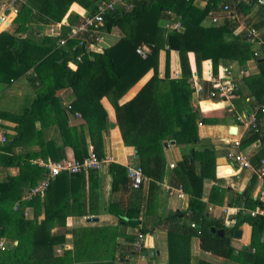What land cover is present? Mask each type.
<instances>
[{
	"label": "trees",
	"instance_id": "obj_1",
	"mask_svg": "<svg viewBox=\"0 0 264 264\" xmlns=\"http://www.w3.org/2000/svg\"><path fill=\"white\" fill-rule=\"evenodd\" d=\"M102 1L107 0H27L12 21L14 30L0 33V80L9 82L32 68L39 76L33 82L36 92H46V104L57 106L59 122L65 124V108L60 106L56 93L68 87L75 99L67 110L81 114L93 139L101 136L105 127L107 115L101 100L103 97L108 98L115 106L123 143L135 150L144 174L154 182L161 180L164 175V144L175 142L179 146L190 145L188 156L174 165L171 175L176 187L181 186L189 197L188 218L190 223L199 228L188 227V234L183 226L175 224L167 230L168 235L171 238L177 235L187 239L196 235L199 238V247L204 252L243 264H264V218L238 215L237 223L229 229L220 221L209 219L206 216L207 206L201 201L204 181H217L216 151L211 146L200 145L198 124H209L212 120L190 103L193 90L189 84L192 74L188 54H194L197 67L203 61H210L214 76L218 75L221 61L237 62L239 66L246 64L252 56L246 41L232 36L235 20H226L221 25L210 27L202 25L208 15L216 11L219 0H209L203 9L197 8L194 0H134L129 11L117 6L113 12L104 16V29L109 31L116 27L121 33L120 39L102 53H94L91 57L83 56L78 62L74 58L75 54L66 48L57 47L54 37L30 28L35 13L44 17L47 23L60 22L72 4L93 15ZM241 7V4L235 5L238 11ZM167 12H171L173 18ZM76 17V14L68 16L70 24L77 22ZM165 20H170L171 24L179 22L181 29L167 31L163 26ZM230 36L232 37L229 39ZM75 43L69 42L68 47ZM143 45L150 49L145 59L136 54V49ZM160 51L165 52V76L162 79L158 77ZM172 52L178 53L181 67V75L175 79H170L169 76ZM69 61L75 63V70L68 68ZM44 68L49 69L52 74L50 82L40 74ZM150 70H153V76L136 96L119 105V100ZM204 101L212 102L207 99ZM207 107L217 106L208 103L204 108ZM61 127H64L63 124ZM248 134L241 141V145L258 138L260 132L250 131ZM2 158L5 164V157ZM110 167L114 173L119 174L118 167ZM122 173L123 177L119 181L125 186L126 170ZM226 175L231 176L233 172L227 169ZM16 181L18 179H11L0 185V240L8 242L7 249L0 251V264H41V257L46 256L40 254L41 248L63 245L65 235L51 234L52 227L46 226V220L50 217L48 215L42 221H37L36 218L27 220L21 210H13V202L21 197L20 194L16 197L9 196ZM254 181L252 178L250 186L241 195L237 194L236 201L229 206L249 210L258 205L264 207V204L253 200L251 196ZM225 194L226 189L213 186L209 202L222 203ZM214 195L219 198L214 199ZM139 214L140 206H132L125 217H119L118 221L134 228L138 226ZM239 214L242 215V212L239 211ZM178 217L179 214H174L168 216V220H177ZM244 223L251 227L250 245L246 250L240 249L235 255L231 246L225 245L224 240ZM115 229L108 227L72 231L73 251H64L62 256L47 259L45 264H115V239L118 236ZM212 229L223 230L225 237L218 238L211 232ZM190 231H193V235ZM185 234L189 237H185ZM94 235L105 243L101 250L105 253L103 258L91 257V252L98 251V244L84 245V241ZM84 254L89 256L84 257ZM118 262L123 263L124 258H120ZM167 264H188V257L178 254L176 247L169 246Z\"/></svg>",
	"mask_w": 264,
	"mask_h": 264
},
{
	"label": "crops",
	"instance_id": "obj_2",
	"mask_svg": "<svg viewBox=\"0 0 264 264\" xmlns=\"http://www.w3.org/2000/svg\"><path fill=\"white\" fill-rule=\"evenodd\" d=\"M26 1L1 0L0 15L3 14V10L7 15L0 18V33L14 30L11 29L12 21ZM208 1L194 0V5L203 9ZM239 4L242 5L240 11L235 8V5ZM224 6L229 8V12L223 10ZM215 10L213 13L218 15L221 23L230 19L235 20L232 36L240 37L241 40L246 41L249 54L251 53L252 56L242 66H239L237 62L221 61L218 75L214 76L210 61H203L197 67L194 54H188L192 74L189 84L193 90L190 103L193 108L199 109L212 120L209 124H198L200 145L211 146L216 151L215 177L217 181H204L201 201L207 206L206 216L209 219L220 221L225 227L232 229L239 219L238 215L240 217L246 215L239 214L238 206L229 208L227 213H223L222 210L227 209L231 203L236 201V195H241L250 186L252 178L255 181L252 185L251 196L253 200L264 204V177L260 179L256 173L260 168L261 159H264V116L258 115L260 120L259 137L241 145L240 149L236 151L246 157L251 164L250 169H240L230 158L232 152L230 144L233 141L244 140L249 135V131L237 124L231 117L228 111L229 102L204 101L205 97L200 96L198 90L205 91L209 87L211 78H222L227 72H230L233 76L235 89L230 103L239 112H249L263 105L264 6H258L257 0H219ZM85 13H87L86 10L72 4L62 21H67L69 15L76 14L78 22L81 20L80 16ZM1 22L5 26L3 29H1ZM47 24L44 17L35 13L32 16L30 28L33 27L34 31L46 33ZM202 25L204 27L214 26L209 17L203 21ZM163 26L167 31H171L170 20L163 21ZM249 30H254L256 33L252 42L247 39ZM106 32L104 49L115 44L121 37V33L116 27H112ZM67 66L71 70L76 69V67H69L68 64ZM40 74L47 82L51 81L52 74L49 69L44 68ZM153 74V70L145 74L119 100V105H123L135 97ZM180 75L178 53L172 52L169 67L170 79L178 78ZM164 76L165 52L160 51L158 77L162 79ZM37 79L39 76L31 68L17 79H12L9 82L0 80V114L2 116H0V185L8 183L11 179H18L12 191L9 192V196L16 197L18 194L21 196L19 200L13 202V210H21L23 217L27 220L36 218L37 221H42L48 215L50 217L46 220V226L52 227L51 234L65 235L63 245L41 248L40 254H46L41 257V264H45L49 258L62 256L64 251H73L74 235L72 231L98 230L108 227H115V231L118 233L115 239L117 244L115 264H121L118 262L120 258L127 259L131 264H167L169 246L176 247L178 254L188 257V264H201V262L243 264L202 251L199 247L198 236L192 234L194 230L190 231L193 236H188V227L190 228L193 224L188 218L189 197L181 186L176 187L172 180L171 170L174 165L188 156L190 145L179 146L175 142L173 144H171L172 142L165 143L167 144V147L164 144L166 165L162 179L154 182L145 175L147 182L139 190L133 191L129 188L128 180L125 186L119 180L123 177L122 172L126 166H140L139 157L132 147L123 143L116 120L115 106L111 101L106 97L101 100L107 119L104 121L105 127L102 129L101 136L93 139L89 126L81 114L70 113L67 110L75 99L72 91L68 87H64L56 93L60 106L65 108L66 124L60 123L57 106L46 104L45 91L36 92L33 82ZM47 87L48 85H46ZM208 103L217 107L204 108ZM61 124H63V128ZM1 136L5 138V142L1 140ZM91 148L101 159L109 160V163L103 165L100 171L94 174H90L91 172L79 175L60 174L51 182L43 195L35 197L34 200H26L29 190L46 174L42 164L62 160L76 161L77 158L86 156ZM172 154L173 159L168 160ZM2 157H5V164ZM7 163L10 164L7 165ZM110 165L118 167L119 174L114 173ZM171 165L173 168H170ZM219 169H221V175H219ZM227 169H230L233 175H226ZM213 186L226 189L222 203L209 202ZM167 187L181 188L184 197L177 198L175 194L167 191ZM218 198L214 195V199ZM137 205L140 206L137 227L132 228L118 221L119 217H125L132 206ZM174 214H179L177 220L169 221L168 216ZM175 224L183 226L187 230L188 234H185V237H189L188 239L177 235L171 238L168 235L167 230L173 228ZM198 228L196 225L195 229ZM235 231H241V237L234 238L233 233L228 235L227 240L236 255L240 249L246 250L249 247L251 227L244 223ZM139 234L143 235V241L142 251L137 254L134 251V246L139 242ZM262 241L264 242V234ZM84 242V245L98 244V251L91 252V257L103 258L105 256L104 251H101L105 243L101 238L98 239L97 235L89 236ZM88 256L89 254H84V257Z\"/></svg>",
	"mask_w": 264,
	"mask_h": 264
},
{
	"label": "built area",
	"instance_id": "obj_3",
	"mask_svg": "<svg viewBox=\"0 0 264 264\" xmlns=\"http://www.w3.org/2000/svg\"><path fill=\"white\" fill-rule=\"evenodd\" d=\"M134 0H107L99 3L97 7V12L93 15L85 13L81 15V20L70 24L68 20H63L60 22H50L47 24L46 34L54 37L56 39V45L58 48H66L67 51L71 52L76 58V61H81L83 56L91 57L94 53H102L104 48L103 44L105 43V37L107 32L104 29V16L113 12L118 6L125 11H129L132 8V2ZM258 6H264V0H257ZM225 12H229L227 6L223 7ZM169 17L173 18L171 12H167ZM208 17L212 25H221V21L217 14L211 12ZM171 30H180L181 26L179 22H175L170 26ZM64 30V32H63ZM256 37L254 30H249L247 32L248 41L252 42ZM74 41L76 42L72 47H68V43ZM150 53V49L145 46L138 47L136 49V54L141 58L145 59ZM69 67L75 68V63L72 61L68 62ZM235 93L233 76L232 73L227 72L224 77H214L209 80V87L204 91L202 89L198 90V94L205 99L210 101H217L219 103H227L228 111L231 117L239 125H242L246 128L247 131H253L255 133L259 132V118L258 115L264 116V103L259 108L254 109L249 112H239L237 108L230 103V99ZM1 140L5 142V138L1 136ZM230 158L235 162L240 169H250V161L244 157L240 152H236L240 149L241 142L233 141L231 144ZM109 163V160L100 159L95 151L91 148L88 151V154L80 160L76 161H66L62 160L55 163H44L46 174L45 176L27 193L26 200H32L37 196L43 195L49 188L51 182L58 177L60 174H69V175H79V174H88L89 172H98L102 169L103 165ZM173 168V165L170 166ZM126 177L129 182V188L133 191L139 190L141 186L147 182V178L144 174V171L141 166H126ZM259 178L264 177V159L260 161V168L256 171ZM169 193H173L177 198L182 199L184 197L182 189H172L167 187ZM223 209V213H227L229 208ZM240 209V208H239ZM243 215L249 216L251 218H264V207L257 206L253 210L249 209H240ZM192 228H196V225L192 224ZM142 241L143 235L139 234V242L134 246V251L138 254L142 251ZM8 247V243L4 240L0 241V251H5ZM121 264H131L127 259L124 260Z\"/></svg>",
	"mask_w": 264,
	"mask_h": 264
},
{
	"label": "water",
	"instance_id": "obj_4",
	"mask_svg": "<svg viewBox=\"0 0 264 264\" xmlns=\"http://www.w3.org/2000/svg\"><path fill=\"white\" fill-rule=\"evenodd\" d=\"M171 144H173V142ZM165 147H167V144H165ZM90 220H92V219H90ZM211 232L216 234L218 236V238H220V239L224 238V231L223 230L212 229ZM233 236H234V238L239 239L241 237V231H235ZM224 241H225V245H228V240L225 239Z\"/></svg>",
	"mask_w": 264,
	"mask_h": 264
},
{
	"label": "rangeland",
	"instance_id": "obj_5",
	"mask_svg": "<svg viewBox=\"0 0 264 264\" xmlns=\"http://www.w3.org/2000/svg\"><path fill=\"white\" fill-rule=\"evenodd\" d=\"M0 6H1V0H0ZM2 8V6L0 7V9ZM3 14L2 15H0V18L1 17H5V15H7V14H5L6 12H5V10H3V12H2ZM6 17H8V16H6ZM2 23V22H1ZM2 25V28L1 29H3L5 26L3 25V23L1 24ZM15 28V26H14V24L11 26V29H14ZM10 29V30H11ZM10 32V31H9ZM104 41H106V38H105V40ZM168 156H170V155H168ZM171 158H169L168 160H171V159H173V154L170 156ZM58 248V247H57Z\"/></svg>",
	"mask_w": 264,
	"mask_h": 264
}]
</instances>
